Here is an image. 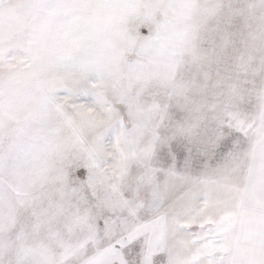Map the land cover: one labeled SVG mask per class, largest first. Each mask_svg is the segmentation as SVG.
<instances>
[{"label":"snow or ice","instance_id":"snow-or-ice-1","mask_svg":"<svg viewBox=\"0 0 264 264\" xmlns=\"http://www.w3.org/2000/svg\"><path fill=\"white\" fill-rule=\"evenodd\" d=\"M0 264H264V0H0Z\"/></svg>","mask_w":264,"mask_h":264}]
</instances>
